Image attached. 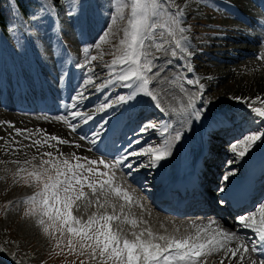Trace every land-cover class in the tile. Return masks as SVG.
<instances>
[{
	"label": "bare ground",
	"instance_id": "6f19581e",
	"mask_svg": "<svg viewBox=\"0 0 264 264\" xmlns=\"http://www.w3.org/2000/svg\"><path fill=\"white\" fill-rule=\"evenodd\" d=\"M212 1H214L217 9L220 11L225 13L229 11V16L233 18L234 21L238 22L239 25L234 26L233 24L235 22L229 18L225 19V17L222 21H218L217 24L215 21H210V24H208L209 29L219 30H213L212 32L207 33L216 39V41L205 42V45L209 47V49H204V47H201L198 42L192 43V40L190 39L191 37L189 36L191 31L188 32L190 50L194 54L189 58H184L188 65L185 69H182H184L185 82L191 95L198 94L200 87L199 84L195 83L189 85L187 79L199 81L200 84L203 85V98L205 101L207 99L206 94L213 90L212 87H219L222 90H227V92H229L228 94L234 95L229 98L223 97L221 99L212 95L214 98L211 100V107L207 114V119L195 121L194 117L190 115V110L189 112H185L184 109L186 106L178 105V101L173 100L170 96L172 94L169 95L168 92L169 96L167 97L166 102L161 99L163 96L161 98L159 97L161 107L165 109L164 112H161L156 108L154 102H152L150 98L138 95L137 99L129 102V104L115 105V111H118V113L112 119H109V115L114 111L113 109H107L106 112L97 113L95 111L96 108H99L106 102L111 103L117 96L128 95L131 89L122 87L118 90H113L112 88L117 85L119 81L110 79L111 75H108V72L111 68L106 67V65L101 62L95 67V73H93V70L91 72L89 71V76L94 79L96 85L105 84L109 80L113 82L107 84V87L97 91L93 85H87L85 87L84 82L89 76L85 78L80 75L78 80L80 83L83 81L84 86L79 87L78 84L75 83L77 77L74 67L76 64V56L70 48L68 49L69 42L66 39H62L60 46L56 50L62 52L63 48L65 51L67 48L66 52L71 56V61L67 63L62 73L57 70L51 71L50 74L47 73L49 70L45 71L43 66L39 63V66L36 67L37 74H35L33 69L31 71L34 75L35 83L39 84L36 89H32V87L29 89L30 79L28 80V77L22 78L19 76L20 71L23 70L22 68L11 66L7 72L3 69V76L0 75V113H7L10 110H15L16 112L12 111V116L20 117L21 119L29 118L35 120H40L41 118L44 119V121L48 120L51 124H58L57 128L60 130L58 133L64 135L63 137L60 136L58 138L63 139L66 136L69 138V143H56L49 138L54 147L60 148L62 151L63 149L67 151L73 150L72 153L80 156L81 160H83L79 162L80 164H84L85 168L92 167L94 169L91 176L92 181L105 180L108 179V176H113L115 183V186H113L120 187L122 190H127L133 197V201L128 203L121 197L116 196L111 190L109 191L115 197L117 204L120 207L123 205L125 212L122 219L132 231L139 233L141 229L151 228V230L158 235H176L177 237H183L179 231H172L168 228L167 223L169 220L162 218L163 215L158 211L161 198L152 202L151 205L149 203V206L147 205L148 203L143 202L141 194L137 190L142 181L145 180V177L146 179L151 177L149 186L153 187L159 185L166 174V166L168 167L173 162L175 166L179 168L177 176L179 178H184L191 187V191L187 193L189 202L184 204L185 211L183 208L184 212L182 213L181 218H178L181 220L180 226H184V229L186 230L188 229L190 232L189 234H194L195 228L193 225L207 227L210 221H215L216 223L213 227L218 226L225 231L235 232L237 235L245 238L246 243L249 241V236H252V238L256 237L255 246L259 249L257 234L250 228L241 227L237 223V217L250 214L255 210L259 203L264 202V181H262V179L264 180V175L261 177L260 174L257 178V189L255 190L252 206L240 214L237 213L238 215L235 214L236 218L230 219V223L233 224V227L230 225H227L228 227L222 225V219L215 214V211L217 210L215 208L216 204L215 202H211V200L217 199H213V193H209V189H212V187L215 186V178L219 177L217 167L222 164H224L222 167L225 168V171H223L224 174L229 170L236 171V175L230 177L229 181H224V184L236 182L239 176L245 173H251L254 175L255 171H260L262 168L264 169V158L256 165L252 163V159L255 156L264 152V144L255 147L245 158L236 160L235 163H230L236 159L232 152V147L244 135L255 133L257 131H264V122H261L259 118L254 117L248 104L241 103L235 99L236 97H243L251 101V99L255 100L257 97H260L261 100H264V84H259V82H262L264 79V64H259L260 62L257 63L253 60L255 58L259 59L260 56H264V19H262L264 18V0H257L259 4H262L260 11L257 10L256 7H253V9H249L248 12L244 11V9L248 10L250 4L251 6L253 5V3L250 2L253 0ZM183 8L187 9V6L184 5ZM187 14L188 11H186L184 16H188ZM88 16H90V14ZM182 19H184V17ZM185 26L188 25L185 23ZM203 26H205V23H202L201 27ZM206 56H214L219 61L217 64L208 63L207 66L210 67V69L205 75V73L199 71L200 67L198 68L194 63L193 65L189 63L192 62L193 58L197 57H200L201 61H203L202 57ZM176 61H179L181 65L183 63L180 58H177ZM241 62L248 63L245 64ZM238 63H241V65H236ZM189 67L192 68L193 71H188ZM244 68L247 72L246 76H243L245 72L242 73V69ZM24 69L30 73L28 67H24ZM157 69L158 66L155 65L153 73L158 71ZM225 69H228V71ZM120 71L121 67L119 66L114 75L119 74ZM256 71H258L259 74L256 73ZM162 72L163 70L160 72V75ZM45 73H47V75H45ZM153 73H149V75L152 76ZM8 74L11 77L10 81L7 79ZM59 80L64 85L63 96L61 95V91L59 92V86H57ZM153 84L154 83L150 84L151 89ZM223 84H225V87ZM180 88H182V86ZM184 90L186 91V89ZM77 91L83 92L85 98L77 104L76 109H72L71 105L77 103V101L73 99ZM153 91L157 94L156 90ZM240 93L243 95H240ZM230 100H236L238 107H232ZM3 101L6 103H3ZM196 104L197 108H199L200 101L197 100ZM254 106L259 107L264 106V104L258 102ZM74 110L89 112L95 116V120L90 121L86 125L82 122L74 121L78 126L77 130L73 132L69 126L63 123L59 118L66 115L70 118V113ZM8 115L9 114H6L5 116ZM105 119H109L110 128L107 131V134L103 137L102 142L93 145L90 143L92 139V131L94 129L98 130L97 125ZM135 119L138 120H136V123L134 124ZM149 123L156 127L154 129L149 128L147 131H142L138 136H134L138 127H143ZM13 124L16 125V122H13ZM235 124L239 125V127H235ZM117 127L126 129L125 132L128 133L129 137L122 136L120 138V134L117 132ZM53 128L56 130L54 126ZM165 128H167V132L164 131ZM239 128H246V130H239ZM176 131H187V135L182 138V141L174 142L176 146L174 147L173 152L175 151V154L166 160L161 161L156 167L149 168L143 166L148 163V157H130L131 161L140 162L131 170L123 165H117L114 170L106 172L108 174L107 176H98L96 175L95 170L103 172L106 168H104L102 164H88L89 160H103L108 164H114L115 161L120 159V157L127 151H140L142 148L149 145L159 146L166 140H172L170 133L174 132L175 135ZM49 133H51L50 137L54 134L53 132ZM216 133L221 137L219 138V141L216 140L215 142L210 139V135ZM82 136L86 137V139H81ZM137 141L138 143H136ZM67 145H71V147ZM221 145H232L229 148L228 155L217 151ZM207 160L212 162L211 167H202ZM202 175L206 178L205 181H207L205 182V187H202V183L198 181L200 179L199 176ZM186 177L195 180V187L191 185V181ZM195 195H197V199L195 202L191 203ZM215 195L217 198H220V196L223 195V192L216 191ZM140 205H143V208H141ZM200 206L204 208L205 213L203 215H197L199 212L198 207ZM150 207L156 208L157 211L152 210ZM125 216L128 218L127 221L125 220ZM131 219H137V227L133 228L130 223H128ZM141 221H147V224ZM132 231L129 232V235H131ZM248 233L250 235H246ZM133 238L134 237L132 236V239ZM231 246L235 247L236 243L233 242ZM249 255L256 260L263 258L261 256V251L249 253ZM223 256L224 253L221 252L218 255H213L211 257L214 258V261L220 262ZM226 264H240V261L229 259ZM245 264H249V262L246 260Z\"/></svg>",
	"mask_w": 264,
	"mask_h": 264
},
{
	"label": "rangeland",
	"instance_id": "374dc122",
	"mask_svg": "<svg viewBox=\"0 0 264 264\" xmlns=\"http://www.w3.org/2000/svg\"><path fill=\"white\" fill-rule=\"evenodd\" d=\"M253 1H250L253 5L251 6L250 4L249 7L247 6L248 10L244 9V11L248 12L249 9H253V7H256V9L260 11L262 4H259L257 0ZM32 2L33 8H31L30 16L28 15L31 32L26 34L21 31L23 27V18L19 15L18 11L15 10L13 3L10 5L8 4L7 10L9 11L11 19L6 22L8 27L15 24L16 31L13 33L7 30V33L13 37L15 49L10 45H6L0 35V75H2L3 69L7 72L11 66L22 68L23 70L20 71L19 76L21 75L20 77L22 78L28 77V80L30 79V84L33 85L29 84V89H31V87L34 89V76H32L33 73H31V66H34L36 56L44 70H49L47 73L50 74L51 71L57 70L62 73L68 61L66 52L62 53L56 50L60 46V38L62 37V39H66L69 42V46L76 56L75 66L78 72L77 77L83 74L82 76L86 78L92 70L93 73H95V67L101 62L105 64L106 67L111 68L108 75H111L110 79L115 80L114 73L118 70L119 65L113 67L111 66V61L119 54V41L123 39V32L127 27L130 6L124 8L125 19L121 20L118 18V8L122 0H90L88 2L84 0L83 9L73 16L67 14L69 11V0H59L58 3H55L53 5L54 11H52L51 14L42 11L41 8L45 3H52V1L33 0ZM176 4L180 8H183L184 5L187 6L185 10L188 11V16L183 17L186 25L190 26L191 32L189 31L190 35L189 33H186V35L191 37L192 43L198 42L204 49H209V47L205 45V42L216 41L213 36L207 33L213 30H219L209 29L208 24H210V21H215L217 24V22L222 21L224 17L225 19L229 18L233 20V18L229 16L228 10V12L226 11L227 13L220 11L212 0H176ZM176 10V8H170V11L174 12ZM89 14L90 16H88ZM32 15H36L37 19L34 21L31 20ZM113 17H117V19L113 21ZM234 22V26L239 25L238 22ZM202 23H205V26L201 27ZM97 44H99V48L96 47ZM85 48L89 49L87 54L84 52ZM151 51L158 57L154 61L155 65L158 66L157 70L159 72L163 70L161 75L154 78L152 81V83H154L152 89L156 90L159 95L158 97L161 98L163 96L161 99L164 100V102H166L167 97L172 94L170 95L171 98L178 101V105L186 106L188 103L187 99L192 96L185 82L184 69L188 65L186 60L180 58L183 61L181 65L179 61H176V57L156 52L154 48L151 49ZM93 55L98 57L97 60L92 62L91 65H86L83 67L84 70H82L79 65H85L86 59ZM202 59L203 61H201L200 57L193 58L192 62L189 64L193 65L194 63L198 68L200 67L201 69L199 68V71L205 73V75L210 69L207 64H217L219 61L214 56H206L202 57ZM253 60L257 63L260 62L259 64H264L263 59L255 58ZM168 61H171V63ZM241 63L247 64L248 62ZM241 63L236 65H241ZM24 67H28L30 73L25 70ZM89 68L92 69L90 72ZM225 70L228 71V69ZM243 72H245L243 76H246L247 72L245 68L242 69V73ZM47 73H45V75H47ZM256 73L259 74L258 71H256ZM7 79L8 81L11 80L9 74ZM60 80L57 86L60 85ZM75 83H77L79 87L84 86L83 81L80 83L78 79L75 80ZM259 84L263 85L264 79L262 82L260 81ZM224 85L225 84H223V86ZM181 86L182 88H180ZM122 87V83H119L114 86L113 89L118 90ZM212 88L213 90L206 94V101L211 102L214 98L212 95L218 99L234 96L228 94L229 92H227V90H222L219 87ZM184 89H186V91ZM240 95L243 94L240 93ZM117 98L118 96L114 100H117ZM231 100V106L238 107L236 100ZM3 103L6 102L3 101ZM12 111L16 112L15 110H10L7 113H0V264H81L82 261L83 264H101L99 258H91L90 249L83 250L85 251L84 255L79 254L82 250L79 247L78 237L74 239V243H76L75 251L71 250L67 245V241L72 238V235L67 232L66 228L64 229L63 235H61L59 231H56L55 228L50 226L51 222L48 221V218L42 216L40 213V205L38 203L33 204L28 202L29 197L42 191L43 182L47 179L44 177L43 180L36 181L34 177L29 176L30 172L41 170L42 160H52L53 163H58L61 166L65 159L71 164H76L83 160H81L80 156L72 153L73 150L67 151L63 149L62 151L60 148L54 147L53 143H51L49 139L51 133L49 132L54 133L51 136H64L58 133L60 132L57 128L58 124H51L48 120L44 121V119L41 118L40 120L29 118L21 119L20 117L12 116ZM5 113L9 115L5 116ZM136 120L138 119L134 120V124ZM13 122H16V125L13 124ZM53 126L56 130H54ZM237 127H239V125H237ZM142 128L143 127H138L134 136L141 134ZM239 130H246V128H239ZM63 140L69 141V138L65 136ZM37 141L40 143L37 144ZM55 142L58 143L57 141ZM67 146L71 147V145ZM231 146L232 145H221L217 151L228 155ZM49 152L52 153L51 157L44 155V153ZM77 158L80 159L77 160ZM223 165L224 164L217 167L219 177L215 179L219 181V187L221 186L220 181L223 180V176L225 175L223 173V171H225V168L222 167ZM43 167L49 168V174L55 176L56 170L52 169L50 165H43ZM208 167L210 168L211 166ZM77 171L83 172V174L88 176L89 180H91L92 174L81 169ZM77 188L79 189V186H77ZM105 188H107V190H103L102 192L98 187L96 194L93 195L91 189L85 187L83 190L87 195L75 201L72 208L73 215L82 222H87L94 214L97 217L103 214L118 215L121 217L120 220L110 222L113 230L121 231L122 236H127L128 239H132V236L129 235L132 229H129L122 219L125 210L123 209V212H121V207L117 204L115 197L109 192L111 189L108 185H105ZM101 204H103L104 207H101ZM113 205L115 206L114 208ZM150 208L156 210L154 207ZM41 218L45 220V225L39 224L38 221ZM162 218L166 219L165 217ZM180 221V219H176V221L169 220L167 226L172 231L178 232L180 230L181 236H185L190 232L188 229H184V226H180ZM45 226H49V233L43 231ZM246 235L250 234L248 233ZM58 241L60 242L59 247L57 246ZM207 261V264H215V262L216 264H220V262H214L211 257H209ZM108 264H112V262L109 261Z\"/></svg>",
	"mask_w": 264,
	"mask_h": 264
},
{
	"label": "snow or ice",
	"instance_id": "6c2138e0",
	"mask_svg": "<svg viewBox=\"0 0 264 264\" xmlns=\"http://www.w3.org/2000/svg\"><path fill=\"white\" fill-rule=\"evenodd\" d=\"M55 0L52 3H45L41 10L51 14L54 11ZM130 6V15L127 18V27L123 32V39L119 41V54L111 61V66H120L121 71L114 76L115 81L122 83L123 87L131 89L128 95H120L117 100L111 103H104L95 111L106 112L107 109H113L117 104L126 105L129 102L135 101L138 95L150 98L156 108L161 112L165 109L161 107L158 95L150 88L155 77L160 75L159 71L153 73L155 68L156 57L151 49L164 55H170L176 58H189L194 53L190 50L188 43V36L186 33L190 31V26H185L182 19L185 15V9L180 8L176 4V0H122L119 5V19H125L124 8ZM19 7V5H17ZM84 7V0H69L67 14L73 16L78 14ZM170 8H176V11H170ZM37 16L32 15L31 20H36ZM113 21L117 17L112 18ZM9 32L15 33L16 25L13 24L7 28ZM99 48V44L96 45ZM89 51L84 49L85 54ZM97 56H90L85 67L91 65L97 60ZM102 58V57H101ZM264 59V56H260ZM171 63V61H168ZM92 69L89 68V71ZM188 71H193L188 68ZM149 73H153L152 76ZM109 80L105 84L96 85L94 79L89 76L84 82L87 85H93L97 91L107 84L112 83ZM189 85L199 84L200 91L196 95H192L188 99V103L184 109L194 117L195 121H202L207 119V114L210 111L211 102L204 100L203 85L199 81L187 79ZM84 93L77 91L73 97L77 103L71 105L72 109L77 108V104L83 100ZM241 103L248 104L251 113L255 118H259L264 122V106H254L258 102L264 104V100L257 97L255 100H247L243 97H236ZM200 101V106L197 108L196 101ZM63 123L67 124L71 131L77 130V123L74 121L88 124L95 120V116L85 111H72L69 116H62L59 118ZM109 120H103L97 125L98 130L92 131V139L90 143L93 145L102 142L103 137L107 134ZM156 126L149 123L143 126L142 131H147L149 128ZM167 132V128L164 129ZM19 134V130H18ZM187 135V131H176L172 140H166L162 145H149L142 148L140 151H127L120 159L116 160L114 164H108L103 160H89V165L102 164L104 168H115L117 165H123L128 169H132L137 163L130 160V157H148V163L144 167H156L161 161L173 155V148L176 146L174 142L182 141V138ZM51 140L58 143H69L67 140L51 136ZM86 139V137H81ZM37 144L40 142L37 141ZM138 143V141L136 142ZM260 144H264V131H257L244 135L233 147L232 152L235 155V160L230 163H235L236 160L245 158L251 150ZM49 157L52 153H44ZM80 158H77L79 160ZM86 159V158H85ZM43 165H50L52 169L56 170L55 176L50 175V169L44 168ZM84 169L87 173L92 174L94 169L92 167L85 168L84 164H71L67 159L63 160L62 166L58 163H53L52 160H42L41 170L29 173V176L35 178L36 181L43 180V189L37 192L34 196L28 198L29 203L39 204L40 213L47 217L51 222V227L55 228L63 235L64 229L72 235L68 239V247L75 251V238H79V247L82 250L79 254L84 255L86 249H90L92 259L99 258L101 264H207L209 257L218 255L223 252L224 256L220 264H226L229 259L239 260L240 264H245L247 260L249 264H264V258L256 260L253 259L249 253L257 251H264V202L258 204L254 211L250 214H245L237 217V223L243 228L252 229L258 236L261 248L258 249L255 245L249 246L245 242V238L237 235L235 232L225 231L221 228L213 227L215 221H210L207 227L193 225L195 228L194 234H188L183 237L176 235H158L154 233L151 228L141 229L139 233L132 231L133 239H128L127 236H122L121 231L113 230L112 221L120 220V216L114 214H103L97 217L95 214L89 218L87 222H82L75 217L72 212L75 201L86 197L84 188L91 189L93 195L96 194L97 188L103 192L105 185H108L111 191L118 197H121L128 203L133 201V197L127 190H122L120 187H114L113 176H108V179L100 181L89 180L83 172L77 171ZM23 171V169H22ZM96 171L98 176H107V173ZM236 175L235 170H229L224 176L223 181H229V178ZM79 186V189L77 188ZM225 187H219L218 191L224 192ZM39 198V199H38ZM221 205L225 204L223 198L219 200ZM104 207L103 204L100 205ZM143 208V205H140ZM115 206L113 205V208ZM121 212H123V205H121ZM125 220L128 218L125 216ZM40 225H45L43 218L39 219ZM147 224V221H141ZM130 225L135 228L138 226L137 219L128 221ZM43 231L49 233V226H45ZM87 242V243H85ZM236 243L235 247L231 245ZM60 242H57L59 247ZM83 264V261L81 262Z\"/></svg>",
	"mask_w": 264,
	"mask_h": 264
},
{
	"label": "trees",
	"instance_id": "16d2710c",
	"mask_svg": "<svg viewBox=\"0 0 264 264\" xmlns=\"http://www.w3.org/2000/svg\"><path fill=\"white\" fill-rule=\"evenodd\" d=\"M17 5H19L18 9L22 14H26L27 5L31 2V0H13ZM56 2L58 0H55ZM5 0H0V25H4V21L8 19L10 16L6 6H5Z\"/></svg>",
	"mask_w": 264,
	"mask_h": 264
}]
</instances>
